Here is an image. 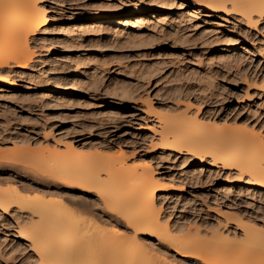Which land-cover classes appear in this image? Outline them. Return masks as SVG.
<instances>
[{"label": "rangeland", "instance_id": "374dc122", "mask_svg": "<svg viewBox=\"0 0 264 264\" xmlns=\"http://www.w3.org/2000/svg\"><path fill=\"white\" fill-rule=\"evenodd\" d=\"M201 2L45 0L53 24L31 37L30 64L11 63L0 74V189L16 185L29 200L45 193L49 206L62 210L65 223L79 225L86 240L98 242L100 233L131 240L134 233L122 215L94 188L66 186L67 173L54 171L47 158L66 152L69 141L104 159L123 152L127 165H150L170 191L160 200L159 215L174 236L195 238L209 257L206 262L138 233L135 239L153 264H264V250L241 227L264 228V189L230 185L238 180L236 172L210 158L200 166L184 152L159 156L153 147L158 126L145 113L148 97L158 108L173 109V96L179 103L199 102L213 123L264 134V17L251 28L235 13L211 11ZM80 24L89 32H80ZM105 30L112 41L100 38ZM73 68L86 72L77 89L66 83ZM159 87L170 97L154 96ZM83 123L94 130L88 133ZM225 210L234 219L227 220ZM29 212L15 204L0 210V264H44L17 236L18 226L36 222Z\"/></svg>", "mask_w": 264, "mask_h": 264}, {"label": "bare ground", "instance_id": "6f19581e", "mask_svg": "<svg viewBox=\"0 0 264 264\" xmlns=\"http://www.w3.org/2000/svg\"><path fill=\"white\" fill-rule=\"evenodd\" d=\"M195 1L197 3L202 1L201 3L211 11L223 14L235 13L244 20L245 25L251 28H255L258 20L264 17V0ZM44 3L45 0H0V74L6 72V68L11 63L18 68H26L30 64L34 54L31 50V37L53 24ZM100 26L103 27V25ZM125 26L128 28L130 25L126 22ZM88 27L80 24L78 29L84 33L89 32L90 27ZM102 32L100 38L105 42H109V39L113 40L110 38L112 33L109 30ZM86 38L91 42L90 44H95L92 35ZM84 73H86L85 70L81 68L69 69L66 72V83L73 89L82 87L85 80L81 82V77L85 75ZM91 75L89 74V77ZM93 78L89 82H93ZM168 92H163L159 87L154 96L163 94L165 97H170L171 93ZM173 97L171 101L169 100L173 109L155 107L154 100L149 97L150 100L147 99L144 103L145 113L153 116L158 126L153 133L158 141L157 145L153 144V147L156 146L155 152L159 153V156H169L173 151L184 152V157L196 158L200 166L205 158H210L213 164L219 163L222 167L236 172L238 180L230 185L243 183L250 188L264 189L263 132L256 133L254 130L231 127L221 122L213 123L208 116L204 115V107L200 105L202 103H179L178 96ZM56 113L59 115V112ZM62 114L61 116H64ZM73 116L71 117L73 120L79 118L76 115V118ZM82 126L87 128V132L94 128L88 123H83ZM65 147L66 152L54 153L50 158L47 157L56 164L52 169L67 173L62 175L66 181L65 184L77 185L80 192L88 187L94 188L98 197L108 207L122 215L131 227L134 237L131 240H124L100 233L96 238L98 242H92L89 238L86 240L79 225L69 221L65 223L62 210L49 206L48 201L45 200V193L37 192V196L29 200L24 197V189L21 187L13 185L10 188H1V211L7 212L9 206L15 204L19 208L26 207L30 215L36 217V222L30 228L18 226L17 236L30 243V248L41 262L44 264H153L149 252L143 249V246L135 239L138 233L154 237L159 242H165L177 252L197 255L206 262L209 261V257L202 256L198 250L199 246L195 238L174 236L173 231L159 215L160 200L170 191L166 189V185L155 178L154 170L150 165H127L123 152L111 159L100 158L97 155L91 156L86 154L89 147L77 148L72 141H69ZM224 213L227 220L234 219L231 211L225 210ZM243 226L241 227L245 229V236L249 241L258 247L257 249L264 250V228ZM163 264L166 263L163 262Z\"/></svg>", "mask_w": 264, "mask_h": 264}, {"label": "snow or ice", "instance_id": "6c2138e0", "mask_svg": "<svg viewBox=\"0 0 264 264\" xmlns=\"http://www.w3.org/2000/svg\"><path fill=\"white\" fill-rule=\"evenodd\" d=\"M113 231H119V229H113Z\"/></svg>", "mask_w": 264, "mask_h": 264}]
</instances>
